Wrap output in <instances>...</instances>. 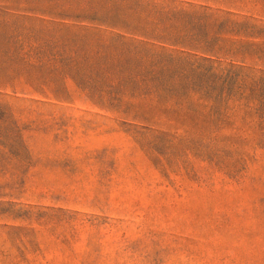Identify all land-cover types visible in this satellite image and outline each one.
I'll return each instance as SVG.
<instances>
[{
	"label": "rangeland",
	"instance_id": "obj_1",
	"mask_svg": "<svg viewBox=\"0 0 264 264\" xmlns=\"http://www.w3.org/2000/svg\"><path fill=\"white\" fill-rule=\"evenodd\" d=\"M225 19L264 0H0V264H264V118L214 103L264 37L205 52ZM138 50L170 84L132 92Z\"/></svg>",
	"mask_w": 264,
	"mask_h": 264
},
{
	"label": "trees",
	"instance_id": "obj_2",
	"mask_svg": "<svg viewBox=\"0 0 264 264\" xmlns=\"http://www.w3.org/2000/svg\"><path fill=\"white\" fill-rule=\"evenodd\" d=\"M202 19H198L200 23ZM197 29V28H196ZM195 27H191L188 29L189 31L193 32L196 30ZM224 35H232L237 37L243 38H263L264 37V29L251 24L249 21L244 22H235L230 21L229 19L221 20L216 25L215 31V38L213 41L215 43L211 47H205L204 51L208 53H212V55L218 58H224L229 60H234V56H242V54H246L247 51H259L260 43H253L244 41L242 44H236V42L232 43L229 42ZM203 36H207V34H203ZM159 39H164V37H155ZM139 51V50H138ZM139 54L133 56L134 58L130 60L123 61L126 63L125 65H133L135 69H141V73L137 74L141 77L137 78L133 76V80L135 82L133 93L139 91L141 94H146L151 89H155V83L159 84H170V77L167 76L166 69L163 68V65H157L153 61H142L141 51L138 52ZM144 64L143 67H138L139 65ZM233 65L229 66L228 68L223 67L215 72L214 77L217 79L220 75V79H222L223 84L221 86L220 92L216 95L214 99V103L220 102L224 100V89L228 88V91L225 97H233L238 96V98H245L248 100H254L258 102L256 112L259 114L260 117L264 118V76L254 78L251 73H249L248 78L246 76H241L239 72H235L232 70ZM144 86L141 88V86ZM169 87V86H167ZM247 89L248 95H245V90ZM167 90V89H166ZM171 89H169L170 91ZM187 94L186 96H188ZM203 97L210 98L213 100V92L202 95ZM2 110L1 112H3ZM5 133L3 128L0 127V143H3L5 140Z\"/></svg>",
	"mask_w": 264,
	"mask_h": 264
}]
</instances>
